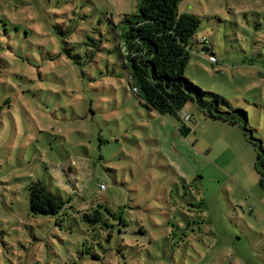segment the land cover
I'll list each match as a JSON object with an SVG mask.
<instances>
[{
	"label": "rangeland",
	"instance_id": "obj_1",
	"mask_svg": "<svg viewBox=\"0 0 264 264\" xmlns=\"http://www.w3.org/2000/svg\"><path fill=\"white\" fill-rule=\"evenodd\" d=\"M178 9L206 38L185 76L244 110L264 151V0ZM135 12L136 0H0V264H264L253 146L191 103L185 137L142 108L120 55ZM37 180L68 216L30 212ZM93 208L107 227L85 222Z\"/></svg>",
	"mask_w": 264,
	"mask_h": 264
},
{
	"label": "trees",
	"instance_id": "obj_2",
	"mask_svg": "<svg viewBox=\"0 0 264 264\" xmlns=\"http://www.w3.org/2000/svg\"><path fill=\"white\" fill-rule=\"evenodd\" d=\"M180 2L182 0H136V12L124 16L125 30L119 49L128 87L147 112L175 118L184 137L192 130L180 123L181 113L188 103L194 105L202 117L239 129L255 150L254 169L264 189V151L260 141L252 137L247 113L233 107L223 97L203 90L184 74L194 45H204L206 38L196 36L200 19L197 15L180 12ZM203 48L207 51L201 50L199 56L208 61L209 55L214 53L206 46ZM28 198L33 215L63 219L71 208L68 200L53 194L39 180L28 186ZM108 214L115 219L112 213ZM83 218L89 224L109 225L102 221L101 213L95 208ZM110 237L111 234H107V238Z\"/></svg>",
	"mask_w": 264,
	"mask_h": 264
},
{
	"label": "built area",
	"instance_id": "obj_3",
	"mask_svg": "<svg viewBox=\"0 0 264 264\" xmlns=\"http://www.w3.org/2000/svg\"><path fill=\"white\" fill-rule=\"evenodd\" d=\"M208 61L210 63H216L217 62L216 57L214 55H209ZM101 188L104 189V185H101Z\"/></svg>",
	"mask_w": 264,
	"mask_h": 264
}]
</instances>
